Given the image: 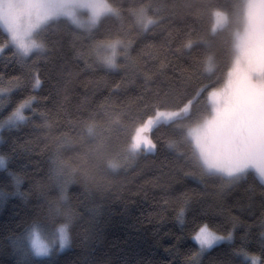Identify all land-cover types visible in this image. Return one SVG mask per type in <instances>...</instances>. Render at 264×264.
<instances>
[{
	"label": "trees",
	"instance_id": "trees-1",
	"mask_svg": "<svg viewBox=\"0 0 264 264\" xmlns=\"http://www.w3.org/2000/svg\"><path fill=\"white\" fill-rule=\"evenodd\" d=\"M107 1L118 12L90 32L49 21L24 59L0 26V86H15L0 122L32 100L0 131V264H193L203 225L233 239L198 264H251L244 252L264 263V183L206 172L188 132L231 69L243 0ZM114 43L109 67L96 48ZM193 99L191 114L152 129L154 152H128L148 117ZM36 224H67L68 247L22 257L16 238Z\"/></svg>",
	"mask_w": 264,
	"mask_h": 264
},
{
	"label": "rangeland",
	"instance_id": "rangeland-1",
	"mask_svg": "<svg viewBox=\"0 0 264 264\" xmlns=\"http://www.w3.org/2000/svg\"><path fill=\"white\" fill-rule=\"evenodd\" d=\"M243 5L242 18L235 30V56L231 69L223 85L211 89L206 102L196 108L198 115L206 111L201 114V121L188 132L206 172L222 175L228 180H237L252 172L264 183V160H261L264 154V0H243ZM117 12L107 0H0V26L17 55L24 59L42 47L38 34L49 21L64 17L74 26L90 32L103 16ZM222 19L213 30L228 24L225 14ZM120 47L117 43L98 46L97 55L109 67L114 66L120 56ZM5 48L6 45L0 43V56ZM14 87L0 86V96ZM31 101L26 100L1 121L0 131L24 121V110ZM193 102L194 99L175 110H157L137 127L128 152H154L152 129L158 123L191 114ZM3 163L0 156V165ZM194 236L198 250L193 264H198L213 246L233 239V233L230 237L227 234L223 240L218 239L208 246L201 245ZM16 244L22 257L27 253L38 258L51 256L68 247V226L47 229L33 225L16 238ZM241 256L251 264H264L258 256L246 252Z\"/></svg>",
	"mask_w": 264,
	"mask_h": 264
},
{
	"label": "snow or ice",
	"instance_id": "snow-or-ice-1",
	"mask_svg": "<svg viewBox=\"0 0 264 264\" xmlns=\"http://www.w3.org/2000/svg\"><path fill=\"white\" fill-rule=\"evenodd\" d=\"M228 235L230 237L231 233H229ZM194 238L198 239L201 245L207 244L208 246H211L218 239L223 240L224 234H218L210 230L207 225H204L197 231Z\"/></svg>",
	"mask_w": 264,
	"mask_h": 264
},
{
	"label": "water",
	"instance_id": "water-1",
	"mask_svg": "<svg viewBox=\"0 0 264 264\" xmlns=\"http://www.w3.org/2000/svg\"><path fill=\"white\" fill-rule=\"evenodd\" d=\"M217 19V22H220L221 21V18L219 16L216 17Z\"/></svg>",
	"mask_w": 264,
	"mask_h": 264
},
{
	"label": "flooded vegetation",
	"instance_id": "flooded-vegetation-1",
	"mask_svg": "<svg viewBox=\"0 0 264 264\" xmlns=\"http://www.w3.org/2000/svg\"><path fill=\"white\" fill-rule=\"evenodd\" d=\"M261 160H264V154L262 155Z\"/></svg>",
	"mask_w": 264,
	"mask_h": 264
}]
</instances>
